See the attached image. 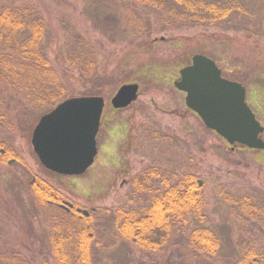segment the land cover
<instances>
[{
  "label": "rangeland",
  "instance_id": "374dc122",
  "mask_svg": "<svg viewBox=\"0 0 264 264\" xmlns=\"http://www.w3.org/2000/svg\"><path fill=\"white\" fill-rule=\"evenodd\" d=\"M251 1L255 12L250 19L242 18L239 29L223 30L172 28L177 23H163L162 16L130 0H0V5L31 6L44 17L45 52L63 72L67 98L96 91L105 98L95 162L81 175H59L43 166L31 142L40 118L59 102L36 107L13 85L0 82V145L17 158L11 164L10 157L0 159V227L6 247L32 264H54L51 225L63 208L39 203L38 180L61 193L65 206L71 203V209L90 214L147 205L145 194L133 197L135 181L157 169L173 182L198 176L206 197L203 224L220 237L219 252L209 260L189 246L192 227L201 224L193 218L172 232L166 250L147 252L120 238L113 215L102 213L91 223L94 264H231L245 247L264 250V150L232 149L187 107L186 94L174 86L195 54L208 55L223 76L246 87L247 102L264 124V0ZM71 26L96 45L99 74L90 80L61 60ZM130 83L139 84L138 99L115 109L112 98ZM223 190L237 198L254 196L259 212L253 207L245 213L225 199Z\"/></svg>",
  "mask_w": 264,
  "mask_h": 264
},
{
  "label": "trees",
  "instance_id": "16d2710c",
  "mask_svg": "<svg viewBox=\"0 0 264 264\" xmlns=\"http://www.w3.org/2000/svg\"><path fill=\"white\" fill-rule=\"evenodd\" d=\"M130 1L137 2L150 13L162 16L163 23H177L172 28L187 26L239 29L241 19H250L255 12V4L251 0ZM139 20L144 23L143 19ZM47 31L44 17L35 8L26 5H0V82L13 85L36 107L42 108L54 107L69 94L62 78L63 72L45 52ZM141 32L140 30L136 34H139L137 38L142 35ZM97 55L96 45L71 26L61 60L77 70L80 77L90 80L99 74ZM100 94V91H96L89 96ZM1 149L0 145L1 160L12 156L7 153V149L5 154L1 153ZM144 175L146 176L137 178L134 193L132 192L136 198L146 195L147 205L140 208L124 206L114 210H94L88 216L75 209L59 208L62 213L53 217L50 236L54 264H94L93 242L96 234L91 223L95 215L102 213L113 215L120 238L147 252L166 250L171 234L177 227H185L191 218L198 220L201 224L192 227L189 246L199 256L214 259L219 252L221 240L210 226L203 224L206 197L198 176L187 174L173 182L167 176H159L157 169ZM34 188L42 206L51 204L57 207L62 203V194L46 181L38 180ZM223 191L227 196L225 199L234 206L239 205L245 213H249V208L253 207L259 212V206L253 205L254 196L245 193L237 198L230 192ZM2 232L3 228L0 227V264H32L12 247H6L1 239ZM231 264H264V250L254 246L245 247L243 255Z\"/></svg>",
  "mask_w": 264,
  "mask_h": 264
},
{
  "label": "water",
  "instance_id": "95a60500",
  "mask_svg": "<svg viewBox=\"0 0 264 264\" xmlns=\"http://www.w3.org/2000/svg\"><path fill=\"white\" fill-rule=\"evenodd\" d=\"M180 73L174 85L186 93L187 107L198 114L207 128L230 145L264 150V126L247 103V90L242 83L223 77L216 62L203 54L194 55L191 64ZM138 96L139 84H123L111 104L123 109ZM104 107L103 96H77L44 114L32 134V145L41 163L64 175L85 173L98 154L97 136ZM82 212L89 215L86 210Z\"/></svg>",
  "mask_w": 264,
  "mask_h": 264
},
{
  "label": "flooded vegetation",
  "instance_id": "af4514ba",
  "mask_svg": "<svg viewBox=\"0 0 264 264\" xmlns=\"http://www.w3.org/2000/svg\"><path fill=\"white\" fill-rule=\"evenodd\" d=\"M1 153L5 154L6 150L5 149H1ZM16 159H17L16 156H11L7 161H8L9 164H11Z\"/></svg>",
  "mask_w": 264,
  "mask_h": 264
}]
</instances>
